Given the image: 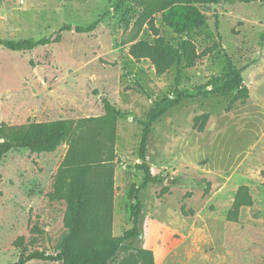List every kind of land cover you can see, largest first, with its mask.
<instances>
[{"label":"rangeland","instance_id":"1","mask_svg":"<svg viewBox=\"0 0 264 264\" xmlns=\"http://www.w3.org/2000/svg\"><path fill=\"white\" fill-rule=\"evenodd\" d=\"M200 11L206 26L179 36L161 13L153 16V28L139 27L140 8L131 0H0V39L36 41L72 27L58 42L28 52L0 46V124L75 121L102 115L103 99L113 104L121 113L112 220V235L118 237L132 226L134 202L127 193L143 177L134 168L140 122L161 98L194 93L212 77L224 76L225 55L231 57L235 67L245 68L241 79L252 84L251 100L234 103L232 114L226 107L233 93L184 100L153 123L147 162L163 182L139 193L141 233L126 246L128 252L151 250L155 264H264V3L220 0ZM97 20L92 32L73 29ZM181 37L198 53L219 47L195 67L175 63L162 76L148 60L128 55L133 43L153 45L163 38L175 45ZM204 113L209 119L198 132L193 118ZM65 151L61 146L50 154L10 152L1 162L0 264L33 251L56 252L66 232V206L49 195ZM240 186L248 189L252 204L241 207L232 223L226 215Z\"/></svg>","mask_w":264,"mask_h":264},{"label":"trees","instance_id":"2","mask_svg":"<svg viewBox=\"0 0 264 264\" xmlns=\"http://www.w3.org/2000/svg\"><path fill=\"white\" fill-rule=\"evenodd\" d=\"M140 8L137 25L147 23L153 28V16L161 13L162 19L170 25L176 35L198 30L206 26V18L200 8L215 5L220 0H131ZM225 2H261L264 0H225ZM98 20L88 26H75L78 34L92 32ZM215 26H218L216 20ZM72 30L71 26H62L53 38L39 40H4L0 46L11 52H28L38 47L58 42L61 33ZM264 44V34L261 35ZM129 42V41H128ZM219 45L198 53L190 41L180 38L175 45L158 38L153 45L133 43L129 46L128 55L136 62L148 60L155 75L162 76L173 65L182 64L184 69L195 67L196 63ZM225 75L212 77L210 81L193 90L194 93H178L176 96H165L154 103L147 112L138 145L139 163L134 165L142 172V181L132 186L127 199L134 204L130 208L132 226L121 236L112 235L114 169L116 165V124L120 111L108 100L103 99V114L96 117L78 120H63L29 123L21 126L0 124V164L10 152L30 154H50L59 147L66 151L53 178L52 192L49 198L65 203L63 226L65 234L53 254L33 251L21 255L13 264H27L30 261L60 262L61 264H154L151 250L136 248L128 252L126 243L139 239L141 203L139 193L149 184L163 182L158 175H153L147 162L148 137L153 123L160 120L171 109L184 100L197 97L215 96L226 98L233 93L226 111L238 101H245L248 88L243 84L241 73L245 69L233 65L231 57L225 55ZM255 62L250 63V65ZM179 80L175 79V83ZM209 119L207 113L193 118V127L202 132ZM204 194H208L205 189ZM252 200L248 189L240 186L235 194L226 220L236 223L241 207L251 206ZM123 256L118 259V256Z\"/></svg>","mask_w":264,"mask_h":264},{"label":"crops","instance_id":"3","mask_svg":"<svg viewBox=\"0 0 264 264\" xmlns=\"http://www.w3.org/2000/svg\"><path fill=\"white\" fill-rule=\"evenodd\" d=\"M259 64H262V62H255L254 64H252L251 66H258ZM250 66V67H251ZM244 85H246L245 83H243ZM247 86V85H246ZM251 86H252V84H249V87H247L248 88V91H249V96H248V98L246 99V102L248 101H250L251 99H250V93H251ZM228 113H233V111L231 110V111H228ZM154 264H155V260H154Z\"/></svg>","mask_w":264,"mask_h":264},{"label":"water","instance_id":"4","mask_svg":"<svg viewBox=\"0 0 264 264\" xmlns=\"http://www.w3.org/2000/svg\"><path fill=\"white\" fill-rule=\"evenodd\" d=\"M74 29V28H73Z\"/></svg>","mask_w":264,"mask_h":264}]
</instances>
